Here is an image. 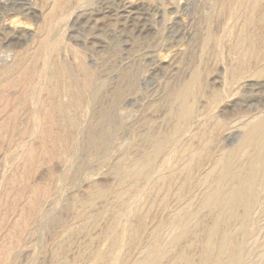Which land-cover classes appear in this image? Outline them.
Listing matches in <instances>:
<instances>
[{"label": "rangeland", "instance_id": "374dc122", "mask_svg": "<svg viewBox=\"0 0 264 264\" xmlns=\"http://www.w3.org/2000/svg\"><path fill=\"white\" fill-rule=\"evenodd\" d=\"M94 1L93 0H89V1L85 0V2H84V0H0V80H1L0 84L2 83V80L4 82L2 84L3 86L0 85V128H1L0 129V134H1L0 135V190H1L0 191V200H1L0 201V244L3 243L2 245H0V252L3 249H8L10 251V257L6 258L3 262H0V264H61V262H62V264H92V263L93 264H116L118 261L113 259V257H112L113 255L110 254L112 252L109 253V251H108V249H111V247H112V246H110L111 241H112L111 236L114 237L116 234L118 236H122L124 239V241H119L117 243V245H115L113 247L114 249H112L114 253H116V252L120 253L122 251L121 252L122 254L120 253L119 259H121V261H123V262H121L118 259L120 261V263L119 262L118 263L119 264H132V263H134V260H137V261L141 260L138 245H140L141 241L144 239L145 230L148 231L151 228L155 229V226H156V229L160 230V234L162 233L161 236H163V235L165 236L167 234L165 229L159 225L161 223L163 224V222L167 220V218H168L167 215H169L168 214L169 212L174 210L177 206L178 207L182 206L185 203V201L189 195H185L186 197L182 196V198L180 197L178 199L169 200L166 204V208L163 207L161 209L164 213L160 210H157V211H159L158 215H157V211H156L154 213L148 214L147 217L145 216V218H147V219L144 218L143 222H145V223H142V227H144V229L142 231L144 233L143 232H141V234H140V232L138 233L136 240H135V243L138 241L139 238L140 239L136 244L128 245L126 243V237H125L126 232L124 229L128 225V221H129V223L131 222V224H133V225L134 224L137 225V223H136L137 220H135L132 215L130 216V214L128 213L127 209H125V207L124 208L121 207L122 208L121 209V208H119V207L117 208L115 206L114 200L112 199L113 193H112V196H110L111 191L109 190L108 187L113 188L116 185L117 177H116V174H114V173L112 174V172H113L114 166L115 165L117 166V164L119 162L118 160H120V162H121L122 160H124L123 158L129 157L128 160H130V159L133 160L135 158L136 159L137 158H145L149 153V155L153 156V159H152L153 162H151V165H150L148 172H150V170L153 171L155 169L153 171V174H152V172L149 173V176H148V174H146V176L144 178L140 179V182L138 181L136 183L137 186L135 185L128 192L130 195L127 194L126 197L128 196V198L125 197V202L126 203L128 202L127 204H129L133 200V198H135L136 196H138V195L141 196L142 195L141 193H143V191L147 190L148 187L151 186V182L153 181V179L155 178V176L158 173H162V172L164 173L167 171L165 168L164 162H165L166 157H168L167 155L168 154L170 155V153H171L170 149H172L174 147V145L177 143L176 142L177 140L175 141L174 138H170V140H169V137L165 138L164 139L165 141L163 140V142H164L163 146L158 150L159 152L157 151V153L155 154L150 149L152 147V145L150 143H146V145L143 144L145 142L142 139L141 133H144L145 130L149 129L150 132H152L151 133L152 135L154 133V137H159V136L162 137L161 135L163 133L168 132L170 125H172V123H171L172 120L170 118H166V117H168L167 116V107L169 106V101H168L169 97H167V96H169V94L167 95V93H170V89L171 90L174 89L176 85H179L183 81H186L190 77L188 75L194 69L197 68L200 70V67H203L205 71L203 70V68H201L202 70L200 72L203 71L201 74H204L206 72L205 75L207 74V76H206L207 79L205 80L206 77L204 75L201 76V77H203L202 83H203L204 89H202L201 92H199L197 95H195L192 99L193 110H194V112H196V114L194 113V117L192 120L190 119V121L187 120V121L182 122V126L184 128L182 130V132L184 130L185 131L183 132V135L180 138L181 139L182 138H189V136L192 137V133H193V135H195V136H193V141L195 140L196 142L194 141V143L197 144L198 143V137L196 138V136H199V133H202L206 129L205 132H209L211 134V136H213L212 138H214L213 143H215V144L212 143V145H216V144L221 142V144H218V146L216 145L217 147L212 146L210 148L211 152H209V155H208L210 158L207 156V158L200 164V167H199L200 171H204L205 168H207L209 166L211 157L219 148H222V146H223V148H225V147L229 148L236 143V140H238V137H239L238 133L241 132L237 128L238 123L240 122L239 115L242 118V117H244V115L248 116L251 114H260V115L264 114V80L263 79L258 80V79L251 78L249 76L250 74L246 73V74H244L243 79L240 80V81H242V84L240 81H238V83H236V84H234L233 81L232 82L230 81V80H232L231 79L232 72L235 71V68H236L237 51H233L231 46H230V48L228 47L229 48V50H228V48H226V47L230 43L227 41H226L227 42L226 43L225 41L222 40V38H223L224 34L227 32V30L229 31V29H233V27H232L233 25H231V23H233V20L231 17V9H229V7H228V9L227 8L221 9L220 3H219L220 0H137V1L136 0H118V1L117 0H94ZM213 1H215V3H213ZM84 3H85V5H87V4L88 5L85 6V5H83ZM181 3H182V5H181ZM212 4H214L213 6H214L215 10H214V8H212L213 7ZM178 6H179V8L176 10V8ZM180 6H181V8H180ZM173 7L175 10H173ZM218 7L220 9H218ZM71 10H72V12H71ZM217 11H219V12H217ZM69 12L72 14H68ZM56 16H58V17H56ZM63 17H64V19H63ZM214 17H215V19H214ZM230 17H231V19H230ZM61 18H62V20H61ZM210 18H212L211 21H210ZM65 20L66 21L68 20V22L64 23V22H66ZM179 20H181V21H179ZM215 20L218 22H216ZM214 21H215V23H214ZM227 21H228V24H227ZM13 22L16 25L15 24L13 25ZM207 22L208 23L210 22V25H212V29H210V26H208L209 24H207ZM225 22H226V24H225ZM65 24L70 26V27H67ZM205 24H207V25H205ZM217 25H218V27H217ZM225 25H226V27H225ZM230 25H231V28H229ZM14 26H15V28H14ZM54 26L56 28H52ZM49 28H50V30H49ZM256 28L258 31L260 30L259 32H261V31L264 32V27L262 28V26H257ZM14 29H15V31H14ZM222 29H224V30H222ZM213 30L215 33H217L218 36L213 32ZM46 31H47V33H46ZM212 32L215 36H213L214 38H213V41L210 45L211 48L209 46L208 49H205L204 41H205L206 37L203 38V35L208 36V34H212ZM45 33H46V35H45ZM47 34H50L52 36L50 37V35H49L47 37ZM54 35H56V36H54ZM58 35H60V36H58ZM44 36H45V38L42 39ZM55 38H59V39L55 40ZM215 38H216V40H215ZM219 38H221V39H219ZM47 39H49V40H47ZM214 40H215V43H214ZM54 41H56V42H54ZM39 42H42V43L49 42V44L44 43V45H43L42 43H40L42 47L40 45H38V46H40L43 50H39V48H37L38 47L37 44H39ZM225 43H226V45H225ZM172 44H173V47H172ZM169 46H171V47H169ZM71 47H72V49H71ZM215 47L217 50L215 49ZM221 47L224 48V50ZM242 48H243V46H242ZM76 49H78V50H76ZM79 50L82 52L81 54H80ZM206 51H208V52H206ZM225 52H226V54H225ZM33 53H35L34 57H33V55H34ZM37 53H39V54H37ZM54 53H56V57L54 56L55 55ZM204 53L205 54L207 53V55H205ZM209 53L212 54V57H211V55H208ZM216 53L218 55H216ZM227 53H230V54H228V56L230 58L227 56ZM36 54L40 57V58L38 57V59H39L38 61H36V59H37ZM48 54H50V55H48ZM60 55H62V56L60 57ZM45 56L46 57L48 56V58H46ZM205 56H206V58H205ZM208 56H210V57H208ZM30 57L33 59H31ZM52 57L53 58L55 57L56 59L55 58L53 59ZM78 57H79V59L81 58L80 62L82 65L79 64L80 62H79ZM213 57H214V59H213ZM44 58H46V59H44ZM203 58H205V59H203ZM41 59H42V61H41ZM60 59H62L63 61L59 62ZM217 59H218L220 64L218 63ZM27 60H28V64L30 62L29 66L24 65V64H26ZM32 60L34 61V63ZM51 60H54L55 62L52 61L53 63H51ZM75 60H77L79 63H76ZM198 60H200V62ZM212 61H214V62H212ZM204 62L206 64V66H205ZM31 63L33 66L31 65ZM35 63H37L36 67H34ZM49 63H51L52 66ZM60 63L61 64L63 63L66 71H64L65 70V69H63L64 67L61 68L63 65L61 66ZM212 63H214V64H212ZM224 63H226V64H224ZM232 63L234 65H233V68L231 69ZM77 64H78V66H77ZM203 64H204V66H203ZM215 64L218 65L217 67L219 69H217ZM227 64H229V65H227ZM39 65H40V67L38 68ZM22 66H24V68H22ZM30 66H31V68H30ZM55 66L57 67L56 70L59 69L58 71L55 70ZM67 66H68V68H67ZM83 66H85V69H83L84 68ZM109 66H110V68H109ZM211 66H212V68H211ZM52 67L54 70L50 69ZM78 67H79V69H78ZM133 67H135V68H133ZM136 67L138 70H136ZM206 67L208 69H206ZM87 68L89 70H87ZM108 68H109V70H108ZM182 68H184V70ZM213 68L215 71L212 70ZM31 69H32V72L30 71ZM60 69H62V70H60ZM181 69H182V71H181ZM229 69L231 70V72ZM21 70H22V72L25 71V72H23L22 75L20 73ZM84 70H85V72H84ZM86 70H87V72H86ZM129 70L131 71V74L129 73L130 72ZM263 70H264V68H263ZM46 71H47V73H46ZM172 71L174 73H172ZM216 71L217 72L219 71L217 73V75L215 74ZM52 72H54V73L52 74ZM137 72H139V73L137 74ZM25 73H27V75ZM32 73H34V74H32ZM48 73L52 74L53 77L51 75H49ZM56 73H58V76H59V73L61 75L58 77V76H56ZM71 73H73V74L75 73L76 75L72 74L73 76H71ZM90 73H92V74H90ZM134 73H135V75H134ZM28 74H31V75H28ZM77 74H78V76H77ZM81 74L83 77L80 76ZM6 75H7V78H6ZM41 75H43V76H41ZM65 75L67 76V78H64V77H66ZM90 75H91L90 78L93 81L88 78ZM208 75H211V77ZM11 76L14 79H11L10 78ZM22 76H24L23 79H22ZM30 76H31V78L33 77V80L30 78ZM46 76L47 77L49 76V78H47ZM62 76H63V78H61ZM247 76L250 77L249 78L250 80L248 79ZM127 77H128V80L126 79ZM139 77H140V79H139ZM217 77L219 78V80L217 79ZM28 78L31 79L32 81H30V80H29L30 82L27 81ZM39 78L41 80H39ZM50 78H54L55 81H54V79H51L52 81H50L49 80ZM58 78H60V79H58ZM83 78H84V81H87L89 79L92 82L93 86L88 87V85L86 83H84V81L82 80ZM133 78H136V79H133ZM167 78H169V79H167ZM214 78H215V81L212 82V80H214ZM9 79L11 80L10 81L11 83L13 80L15 83H12L13 85L8 83ZM46 79L49 80L50 82L47 81ZM174 79H175V82H173ZM178 79H179V81H177ZM19 80H20V82H19ZM59 80H61V81H59ZM63 80L64 81L65 80L70 81L69 83L67 81H65L70 86L67 87L68 84H64L65 82ZM100 80H101V82H100ZM132 80H133V82H132ZM228 80H229V83H228ZM166 81L168 83H166ZM25 82H29V84L28 83L26 84ZM38 82H39V84H38ZM61 82H62V85H64L63 87H62V85H59V84H61ZM230 82H231V84H230ZM258 82H260V84ZM16 83H17V86L15 85ZM24 83L27 86L26 89L24 86L21 87L22 85H25ZM30 83L32 84V87H30L31 86ZM76 83L78 85H76ZM227 83H228L229 87H228ZM254 83L257 84V86ZM205 84H206V86H205ZM238 84H239V86H238ZM252 84L255 86H253ZM35 85H36V88H35ZM46 85H48L50 89L48 88V90H47L48 86H46ZM218 85H219V87H218ZM249 85H250V87H249ZM44 86H46V87H44ZM52 86H54V87L57 86L59 88V89L57 88V90H56V94H55L56 97H55V95L54 96L51 95V87ZM128 86L130 87V89H128L129 88ZM237 86L239 87V89ZM28 87H29V89H28ZM64 87H66V88H64ZM69 87H70V89H69ZM74 87L76 88L75 90H74ZM81 87H82V90H80ZM23 88L25 89V92H24ZM77 88H79V89H77ZM97 88H99V89L97 90ZM216 88H218V89H216ZM235 88H236V93L234 95ZM258 88H259V90H258ZM30 89H31V92H30ZM43 89H44V91H43ZM45 89H46L47 93L50 91L48 93V95H46L47 93H46ZM133 89H134V92H133ZM252 89H254V90H252ZM21 90L24 93H22ZM78 90H80V92ZM90 90H91V92H90ZM118 90H119V92H118ZM241 90H243L242 93L240 92ZM57 91H59V92L57 93ZM65 91H67V95H66ZM68 91H69V93H68ZM71 91H72V93H71ZM104 91H105V93H104ZM116 91H117V93H116ZM126 91H127V93H126ZM205 91H207V93ZM220 91H221V93H219ZM253 91H255V92H253ZM20 92L24 95V96H22L23 98L18 97V96L22 95ZM26 92H28V93H26ZM202 92H205V94H207V95H205L204 93L202 94ZM222 92H224L225 94ZM19 93H20V95H19ZM114 93H116V96ZM118 93H119V95H118ZM212 93H213V95H212ZM58 94H59V97H58ZM122 94H123L124 98L122 97ZM164 94L167 95L166 98H164L165 97ZM199 94L202 95L203 99L207 101L206 102V101L202 100L205 103V104L202 103L203 105H201L202 97L199 96ZM216 94H218V95L222 94V95H220L219 101L217 103L213 104L212 98ZM230 94L232 97L230 96ZM28 95H30L29 96L30 99H29ZM61 95L62 96L64 95V98ZM70 95H73L72 96L73 98L71 97V99H69ZM74 95H77V96H74ZM103 95H104V97H103ZM120 95H121V97H120ZM163 95H164V97H162ZM34 96L37 98H35ZM48 96H49V98H51V100L48 99ZM50 96H52V97H50ZM86 96H87V99L85 98ZM112 96L115 99H113ZM46 97H47V99H46ZM57 97L60 99H56ZM199 97H200V99H199ZM229 97H231V98H229ZM20 98L24 101L20 100ZM40 98H41V100L42 99L43 100L41 101ZM44 98H45V101H44ZM65 98H66V100H65ZM105 98H107V99H105ZM163 98H164V101L160 102L161 100H163ZM196 98H198V99H196ZM35 99H36L37 103L35 102ZM54 99L56 101L58 100L59 103L62 102L61 104H65V106L67 105L69 108H72V109H70V111L67 110L69 113L68 115H70V118H72V119L69 120V119L63 118L60 114L55 115L56 113H53L52 117H54V118L51 117L52 114L46 115V113H47L46 106L49 107V105L51 104V101L56 102V101H54ZM67 99H68V102H67ZM76 99L79 101H77ZM94 99H95V101H94ZM26 100H28V104H27ZM46 100H47V103H46ZM74 100L77 102H75ZM198 100H199V102H198ZM32 101H33V103H32ZM70 101L72 102V104ZM91 101H93V102L91 103ZM66 102H67V104H66ZM167 102H168V104H167ZM29 103L33 105V107L31 105L32 108L29 107L30 106ZM73 103H74V105H73ZM76 103H78V104H76ZM163 103H165V104H163ZM225 103H227V104H225ZM44 104L46 106H44ZM68 104H70V106ZM206 104L208 105L207 107H206ZM212 104L214 105L213 107H212ZM79 105H81V106H79ZM100 105H102V106H100ZM161 105H164V106H161ZM200 105H201V107H200ZM16 106H18V107H16ZM67 106H66V108H67ZM111 106H112V108H111ZM115 106L117 109L115 108ZM15 107L17 108V110L14 109ZM12 108H13V110H12ZM69 108H67V109H69ZM79 108H81V110H79ZM100 108H101V110H100ZM195 108H201V109H195ZM255 108L257 110H255ZM42 109H43V111H42ZM87 109L90 111H88ZM207 109H209L211 111H209ZM31 110H32V112H30ZM71 110L73 111V113H70V112H72ZM104 110L106 112L108 110V112H107L108 114H105ZM109 110L111 113H109ZM205 110H206V112H205ZM222 110L224 112H221ZM101 111H103L104 114ZM112 111L114 114H112ZM216 112H219V114H217ZM220 112H221V114L222 113L224 114V118L225 117L228 118V119L225 118V119H227L226 121L224 119H222L223 116L220 117V119L217 118V117L221 116ZM246 112H249V114H247ZM260 112H262V113H260ZM76 113L78 115L79 114L80 115L77 116ZM198 113H199V115H198ZM214 113H216V116L214 115ZM240 113H243V114L241 115ZM72 114H73V117H72ZM102 114L104 116V119L102 117ZM162 114L165 116L163 117ZM13 115L15 116L14 118L11 117ZM30 115L32 116V118ZM43 115H45V116H43ZM107 115H109V116L112 115L110 118L113 121L112 125H113V128L115 127V130L114 129L112 130L111 137L107 140L108 143L107 142L104 143L105 148L102 151L103 154L101 152H99L101 155V157H99L98 152L91 151L92 149H91V142H90L91 138H90V136H92V134H94V133L100 132L103 129L102 127H104V125H105L104 122L109 118V116H107ZM40 116L43 117L42 120L44 121V123L49 122L48 119H50V121L52 120V123L49 122L51 125L49 123L44 124L42 120H41L42 121L41 122ZM56 116L58 117V119H56L57 118ZM74 116H77V117H75L76 119L74 118ZM106 116L108 118H106ZM206 116L208 117V120L205 119V118H207ZM210 116L216 117L217 120H219L223 123H228V124H226L225 128H220L219 131L217 129L216 132H215V130L213 132L212 131L213 129H210V128L213 127L211 125H213L212 123H214L213 120L215 121L216 119L212 118V120H211V118H209ZM87 117H90V118H87ZM95 118H96V120H95ZM105 118H106V120H105ZM113 118H116L117 120L116 119L115 120L117 122ZM141 118H143V119H141ZM73 119L76 121L75 122L76 124L73 122ZM149 119H150V123L152 125L148 124ZM202 119H203V121L205 119V121L204 122L201 121ZM66 120H69L70 123ZM144 120H146L147 122ZM161 120H163V122ZM236 120L237 121L239 120V121L237 122ZM10 121L11 122L13 121V123H14V124L12 123V126H11ZM19 121H20V123H19ZM90 121H91V123H90ZM99 121H100V123H99ZM101 121L102 122L104 121L103 124ZM167 121H168V123L166 125H164L165 122H167ZM197 121H198V123H196V126H195V124H193V123H195ZM208 121L211 123V125ZM233 121H235V122H233ZM53 122H54V124H53ZM139 122H141V123H139ZM156 122H157V124H156ZM185 122L186 123L188 122V123L186 124ZM206 122L209 124H205ZM4 123L7 124L8 126L7 125L5 126ZM116 123H118V124H116ZM128 123H130V124H128ZM200 123L202 125H200ZM68 124L72 125L73 129L71 127L68 128L67 127ZM126 124L128 125L127 127H126ZM153 124L155 125V129L153 127L154 126ZM33 125H35V126H33ZM197 125H200L201 126L200 128L203 129V131L199 127H197ZM203 125H206L205 126L206 128L203 127ZM24 126H26V127H24ZM54 126H55V128H54ZM63 126H64L65 130L63 129ZM136 126H139L140 128H138ZM147 126H148V128H147ZM17 127H18V129H17ZM192 127L194 128V130L196 129V127H197V129L198 128L199 129L198 130L196 129V133H195V132H193ZM207 127H209V129ZM22 128H26L25 131ZM40 128L42 130H39ZM48 128H49V130H47ZM87 128H88V130H87ZM228 128H230V129L228 130ZM54 129H56V130H54ZM134 129L138 132L134 131ZM151 129H154V130L152 131ZM61 130L63 132H61ZM117 130H120V131H117ZM161 130H162V132H161ZM210 130H211V132H210ZM41 131L44 132L45 136L42 135ZM47 131H48L49 135H47L48 134ZM70 131H72V132H70ZM154 131H156V132H154ZM221 132H222V134L220 135ZM26 133H27V135H26ZM62 133H63V135H62ZM85 133H86V135H85ZM113 133L115 135H113ZM129 133H130V135H129ZM189 133H191V135H189ZM214 133L218 135L217 142H216L217 135L215 136ZM228 133H230V135ZM64 134H66V135H64ZM224 134L226 136L227 135L228 136L226 137ZM80 135L82 137H79ZM134 135H136V138H133V137H135ZM41 136H43V137H41ZM46 136H48V137H46ZM53 136H54V138H53ZM64 136L66 137L67 140L65 139ZM183 136H185V137H183ZM223 136H224L226 142L224 140H222V139H224ZM88 137H89V139H88ZM47 138L49 139V141ZM55 138L61 142V145L63 143V146L57 145V147L56 146L53 147L54 142L52 139H55ZM79 138H81V139H79ZM194 138H196L197 140ZM139 139H141L142 141L141 140L139 141ZM168 140H169V142H168ZM173 141H175V142H173ZM52 142H53V144H52ZM76 142H77V144H76ZM78 142H80L84 145L80 144L81 145L80 146V145H78L79 144ZM171 142H173L174 144H171ZM85 143H86V145H85ZM109 143H111V144H109ZM120 143H121V145H120ZM132 143L134 145H132ZM222 143H224V144H222ZM40 144L41 145L43 144L44 148H42L43 146L40 147ZM47 145L49 146V148ZM141 145H143V147ZM148 145L149 146L151 145V146L148 147ZM70 146H71V148L73 147L72 150L70 149ZM106 146H107V148H106ZM127 146H128V148H127ZM130 146H131V149H130ZM171 146H172V148H171ZM27 147L30 149L33 147L32 150L35 151V157H34V160L31 162V164L27 163L24 159L25 154L28 151V149H26ZM58 147H59V149L61 147L62 152L63 151L64 152L62 153L58 149ZM63 147H64V149H63ZM119 147H121V148H119ZM53 148H54L55 152H54ZM68 148H69V150H68ZM48 149L49 150L51 149L52 151L51 150L49 151ZM57 149L59 150V153H58ZM83 149H84V151H83ZM44 150H46V152ZM73 150L75 151V153L72 152ZM81 150H82V152H79ZM137 150H139V151H137ZM169 150H170V152H169ZM41 151H44V152L42 153ZM120 152H121V154H120ZM166 152H168V153H166ZM61 153L64 155H62ZM93 153H94V155H93ZM124 153H126V154H124ZM130 153H133V155L130 156L131 155ZM145 153H146V155H144ZM211 153H212V155H211ZM128 154H130V155L128 156ZM164 154H166L165 155L166 157L163 156ZM21 155L23 156V158H21ZM38 156H39V158H37ZM108 156H110V158ZM77 157H79V158H77ZM81 158H83V160ZM119 158H121V159H119ZM23 160L25 163L23 162ZM72 160L73 161L76 160L77 162L74 161V163H73ZM102 162H103V164H102ZM63 163H65V164H63ZM82 163L84 166L82 165ZM28 164H30V165H28ZM204 164H207V165H204ZM98 165H100V166L98 167ZM111 165L113 168L111 167ZM203 165H204V168H203ZM151 166L153 167L152 169H151ZM70 167L72 170H70L71 173L70 172L68 173ZM157 169H159L158 173L156 172ZM75 170H77V171L75 172ZM107 170H108V172H107ZM86 171H87V173H86ZM59 173H61V174H59ZM76 173H78V175ZM154 173H156V175ZM64 174H73L75 177L72 176L73 181H72V178H71V180L70 179L65 180V178L63 177ZM151 174L153 176H151ZM111 175H113V177H111ZM57 176H58V178H57ZM151 178H153V179H151ZM110 179H111V181H110ZM55 180L57 181L56 183L54 182ZM52 182H54L55 184ZM261 182H263V183H261ZM261 182L259 185L260 192L264 196V174L262 176ZM88 183H90V184L88 185ZM106 184L109 186L107 187ZM144 184H145V186H144ZM138 185H139V187H138ZM36 186H37V188H36ZM53 186L56 188L58 187V188L57 189L53 188ZM100 187H101L100 190H102V188L104 189L103 192L105 191L106 188H108V189H106V191H107V193L109 192L110 195H108L106 193V196H105V193H104L103 197L101 195L98 198V196L96 195L97 194V188L99 191ZM141 187H143V189ZM262 187H263V189H262ZM94 188L96 191L93 190ZM90 190H92V192ZM133 190H134V192H133ZM32 193H34V194H32ZM17 194H19V195H17ZM41 194L42 195L44 194L43 197ZM90 195H91V197H90ZM83 196H85L86 200L92 198L91 204H90L91 206H89L86 209H85V207H81L78 204V203H81L80 200L81 201L85 200V199H83L84 198ZM87 196H89V197H87ZM129 196H130V198H129ZM75 197H77V198H75ZM40 198H41V200H40ZM43 198H45V200H43ZM105 198H106V200H105ZM109 199L113 200V201H109ZM33 200H34V202H32ZM92 200H93V202H92ZM26 201H27V203H30V204L28 205L26 203ZM28 201H30V202H28ZM11 202H12V204H11ZM42 202H44V203H42ZM72 202L74 203V207L71 204ZM76 203H77V205H76ZM107 203H109V204H107ZM37 204H39V205H37ZM93 204H94V206H93ZM106 204H107V206H106ZM174 204H176V205H174ZM36 206L39 207V208H37L38 211L40 210L38 213L36 211L37 210ZM40 206H41V209H40ZM78 206H79V208H78ZM100 206H101V208H100ZM97 207L100 209L98 210ZM70 208H72V210ZM110 208H112V209H110ZM114 208H115V210H114ZM11 209H13V210H11ZM34 209H35L36 213L34 212ZM43 209H44V211H43ZM120 209L123 210V212L120 211ZM75 210H76V213H74ZM93 210H94V212L96 210L95 213L97 216L95 215L94 212H92ZM117 210L120 211L121 214L118 213ZM205 210L206 209L200 211L196 215V218H194L192 220L191 219L188 220V226L189 225L191 226V228L189 229V233H191V234L188 233L190 235V237L188 236L186 238V241L192 240L194 237L192 225H194V222L196 220L200 221L204 225L210 223V221H211L210 215L208 214V211H205ZM1 211H3V212L1 213ZM104 212H105V214L106 213L107 214L103 216L102 214H104ZM116 212H117V215H120V216H117V217H119L118 220H117V217L113 214V213L116 214ZM202 212L204 213L203 215H206L205 217H207V218H204L205 220L203 219L204 216L202 217V215H200V213L202 214ZM24 214H25V216H24ZM52 214L54 215V218H53ZM92 214L94 217L92 216ZM149 215H151V217H149ZM159 215H160V217H159ZM90 216L92 218L91 219L92 221L89 220ZM102 216H103V218L106 216V220H104L105 219L104 218V219H102L104 221H102L101 220ZM114 216L116 217V219L114 218ZM124 216H125V218H124ZM153 216H155V218ZM208 216H209V219H208ZM37 217H38V220L36 219ZM111 217H113V219L115 221L114 223H113V219ZM200 217L202 218V220H200L201 219ZM22 218L25 221H22L23 220ZM34 218L36 219L35 221L33 220ZM130 218H132V219H130ZM157 218H159V219H157ZM43 219H45V220H43ZM85 219H86V222H84ZM98 219H100V220H98ZM151 219H152V221H151ZM39 220H40V223H39ZM87 220H88V222H87ZM108 220H110L111 222H108ZM125 220L126 221L128 220V221L126 222ZM130 220H132V221H130ZM260 220H262V222H260ZM52 221H55V223ZM149 221H150V225H148ZM156 221H158L157 224H159V225L156 224ZM34 222H35V224H34ZM91 222H93V223H91ZM133 222H135V223H133ZM258 222L260 225L262 224V226H260L262 228V230L260 228L261 231H259L260 234L258 235L259 236L258 238L260 240L259 243L254 244V245L255 246L259 245V246L255 247L251 243L245 245L249 248L250 254L252 253V255H251V258L246 261L247 263L245 262L244 264H251V263L257 264L259 262L258 261L259 258H260L259 259L260 262L258 264H264V259L262 258V255L264 254V247H262V245L264 246V242H263L264 241V234H263L264 233V227H263L264 226L263 225L264 213H263V211L260 212V215L258 217ZM29 223L31 224V226H29L30 225ZM36 223H37V225H36ZM22 224H24V225H22ZM51 224H52V226H50ZM153 224H155V225H153ZM111 225H113V227ZM147 225H148V228H146ZM67 226H69V227H67ZM109 226H111L113 229ZM120 227L122 228V230H119V232H116V231H118V229ZM65 228L68 230L66 231ZM110 228H111V231L109 232ZM17 229H19V230H17ZM44 229H45V231H44ZM103 230L104 231L106 230V231L104 232ZM29 231L30 232L33 231L34 233L32 232V234H29L30 233ZM19 232H20V234H19ZM107 232L109 233L108 235L105 234ZM115 232H116V234H115ZM25 233H27V236ZM101 233H102V235H101ZM77 234H78V236H76ZM112 234H114V235H112ZM261 234H263V236ZM9 235H11V236H9ZM15 235H16V237H15ZM95 235L97 237H95ZM261 236H262V238H261ZM3 237H4V239H3ZM10 237H11L12 241H10ZM73 238H74V240H73ZM102 238H104V239L101 241ZM71 239L73 240V243H72ZM17 241L19 244L17 243ZM29 241H31V242H29ZM61 242H63V243H61ZM109 242H110V245L108 244ZM4 243L8 244V247L6 245H4ZM9 243H10V246H9ZM61 244H63V245L61 246ZM92 244H93V246H92ZM182 245H180V246H182ZM198 245H199V243H197V245L195 243V244H193L194 247L191 246V249L189 248V250H188L190 257L192 254L197 256V257L195 256L196 258L193 256L191 257V263L190 264H197L196 260H197L198 255H199L198 252H200V249H199L200 247ZM260 245H261V247H260ZM87 246H88V248H87ZM106 246H108V247L106 248ZM122 246H123V249H122ZM251 246H253V247H251ZM119 248L122 250H120ZM91 249H92V251H91ZM96 249H97V251H95ZM126 249L128 250V252L126 251ZM112 250H110V251H112ZM103 251L108 252L110 255L106 254L107 256H105V258L103 260H100L101 261L100 262L97 259V255H98V253L103 252ZM261 251H263V252H261ZM125 252L128 253L129 257H128L127 253H125ZM83 253L84 254L86 253V254L84 255ZM93 253H96V254H93ZM123 253H125L126 255H124ZM256 253H260V256ZM80 256H81V258H80ZM257 256H258V258H257ZM133 257H134V259H133ZM61 258H62V260H61ZM125 258H126V260H125ZM136 258H138L139 260ZM108 259L111 261V263ZM253 259H255V260H253ZM106 260H108V261H106ZM193 260H194V262H193ZM223 263H225V262L223 261L220 264H223Z\"/></svg>", "mask_w": 264, "mask_h": 264}, {"label": "bare ground", "instance_id": "6f19581e", "mask_svg": "<svg viewBox=\"0 0 264 264\" xmlns=\"http://www.w3.org/2000/svg\"><path fill=\"white\" fill-rule=\"evenodd\" d=\"M87 1H89V0H87ZM94 1V0H93ZM118 1V0H117ZM137 1V0H136ZM84 2H85V0H84ZM92 2V1H91ZM95 2V1H94ZM218 2V1H217ZM213 3H215V1H213ZM219 3H220V7H221V9L222 8H227L228 9V7H229V9H231V17H232V20H233V23H231V25H233L232 27H233V29H229V28H231V25H230V27L228 28L229 29V31L227 30V32L224 34V36H223V38H222V40L223 41H227V42H229L230 44H228V46L226 47V48H230V46H231V48H232V50L233 51H237V57H236V60H237V62H236V68H235V71H233L232 72V75H231V79L232 80H230L231 82L233 81L234 82V84H236V83H238V81H240L241 79H243V76H244V74H246V73H249L250 75V77L251 78H254V79H258V80H264V70H263V68H264V32H259L258 30H257V26H262V28L264 27V0H220L219 1ZM141 4V3H140ZM83 5H85V3L83 4ZM88 5V4H87ZM87 5H85V6H87ZM132 5V4H131ZM178 5V4H177ZM181 5H182V3H181ZM214 4H212V6H213ZM54 6V5H53ZM172 6V5H171ZM219 6V5H218ZM121 7V6H120ZM179 8V6L176 8V10ZM180 8H181V6H180ZM194 8V7H193ZM212 8H214V6L212 7ZM172 9V8H171ZM218 9H220L219 7H218ZM173 10H175L174 9V7H173ZM214 10H215V8H214ZM171 11V10H170ZM229 11V10H228ZM60 12V11H59ZM65 12V11H64ZM71 12H72V10H71ZM217 12H219V11H217ZM223 12V11H222ZM221 12V13H222ZM228 13V12H227ZM226 13V14H227ZM67 14V13H66ZM68 14H72V13H68ZM176 14V13H175ZM211 14V13H210ZM126 15V14H125ZM183 15V14H182ZM192 15V14H191ZM55 16V15H54ZM65 16V15H64ZM213 16V15H212ZM227 16V15H226ZM56 17H58V16H56ZM60 17V16H59ZM73 17V16H72ZM195 17V16H194ZM228 17V16H227ZM231 17H230V19H231ZM67 18V17H66ZM65 18V19H66ZM184 18V17H183ZM188 18V17H187ZM208 18V17H207ZM226 18V17H225ZM14 19V18H13ZM59 19V18H58ZM57 19V20H58ZM63 19H64V17H63ZM211 19L212 18H210V21H211ZM214 19H215V17H214ZM12 20V19H11ZM61 20H62V18H61ZM66 21V20H65ZM71 21V20H70ZM179 21H181V20H179ZM209 21V20H208ZM216 21V20H215ZM215 21H214V23H215ZM220 21V20H219ZM68 22V20L66 21V22H64V23H67ZM216 22H218V21H216ZM230 22V21H229ZM232 22V21H231ZM63 23V22H62ZM72 23V22H71ZM177 23V22H176ZM221 23V22H220ZM15 23L13 22V25H14ZM53 24V23H52ZM51 24V25H52ZM207 24H209L208 26H210V29H212V25H210V22L208 23L207 22ZM207 24H205V25H207ZM225 24H226V22H225ZM227 24H228V21H227ZM8 25V24H7ZM16 25V24H15ZM66 25V24H65ZM70 25V24H69ZM176 25V24H175ZM222 25V24H221ZM58 26V25H57ZM67 27H70V26H68V25H66ZM6 27V26H5ZM37 27V26H36ZM217 27H218V25H217ZM225 27H226V25H225ZM14 28H15V26H14ZM52 28H56L55 26L54 27H52ZM64 28V27H63ZM216 28V27H215ZM221 28V27H220ZM8 29V28H7ZM209 29V28H208ZM214 29V28H213ZM47 30V29H46ZM49 30H50V28H49ZM206 30V29H205ZM216 30V29H215ZM221 30V29H220ZM222 30H224V29H222ZM14 31H15V29H14ZM211 31V30H210ZM53 32V31H52ZM206 32V31H205ZM209 32V31H208ZM213 32H214V30H213ZM213 32H212V34H213ZM46 33H47V31H46ZM46 33H45V35H46ZM49 33V32H48ZM56 33V32H55ZM65 33V32H64ZM63 33V34H64ZM210 33V32H209ZM215 33V32H214ZM221 33V32H220ZM58 34V33H57ZM212 34H208V36L206 35V36H204L203 35V38L204 37H206L205 38V41H204V47H205V49H208L209 48V46L211 45V43H212V41H213V36H215L214 34L212 35ZM216 35H217V33H215ZM50 34H47V37L49 36ZM52 35H50V37H51ZM54 36H56V35H54ZM53 36V37H54ZM58 36H60V35H58ZM218 36V35H217ZM64 37V36H63ZM45 38V36L42 38V39H44ZM54 39V38H53ZM52 39V40H53ZM58 40L59 38H55V40ZM219 39H221V38H219ZM47 40H49V39H47ZM46 40V41H47ZM215 40H216V38H215ZM215 40H214V43H215ZM43 41V40H42ZM51 41V40H50ZM54 42H56V41H54ZM226 42V43H227ZM40 43H42V42H39V44H37V46L38 45H40L41 46V44ZM45 44H49V42H44ZM44 43H42L43 45H44ZM226 43H225V45H226ZM54 44V43H53ZM61 44V43H60ZM169 44V43H168ZM68 45V44H67ZM213 45V44H212ZM217 45V44H216ZM215 45V46H216ZM36 46V47H37ZM40 46H38L37 48H39V50H43ZM242 46H243V48H242ZM35 47V48H36ZM73 47V46H72ZM72 47H71V49H72ZM169 47H171V46H169ZM172 47H173V44H172ZM214 47V46H213ZM212 47V48H213ZM223 47V46H222ZM221 47V48H222ZM46 48V47H45ZM68 48V47H67ZM70 48V47H69ZM75 48V47H74ZM167 48V47H166ZM210 48H211V46H210ZM229 48H228V50H229ZM61 49V48H60ZM70 49V50H71ZM170 49V48H169ZM215 49H216V47H215ZM223 50H224V48H222ZM76 50H78V49H76ZM217 50V49H216ZM227 50V51H228ZM37 51V50H36ZM61 51V50H60ZM80 51V50H79ZM176 51V50H175ZM180 51V50H179ZM222 51V50H221ZM39 52V51H38ZM41 52V51H40ZM72 52V51H71ZM117 52V51H116ZM172 52V51H171ZM170 52V53H171ZM206 52H208V51H206ZM217 52V51H216ZM52 53V52H51ZM69 53V52H68ZM82 52L80 51V54H81ZM176 53V52H175ZM218 53V52H217ZM216 53V55H218ZM236 53V52H235ZM34 54V55H33ZM32 55H33V57L35 56V53H33ZM37 54H39V53H37ZM36 54V55H37ZM55 55V57H56V53H54ZM71 54V53H70ZM116 54V53H115ZM182 54V53H181ZM205 54V53H204ZM225 54H226V52H225ZM228 54H230V53H227V56H228ZM47 55V54H46ZM48 55H50V54H48ZM53 55V54H52ZM79 55V54H78ZM77 55V56H78ZM137 55V54H136ZM205 55H207V53L205 54ZM208 55H211V57H212V54H208ZM222 55V54H221ZM41 56V55H40ZM62 55H60V57H61ZM37 57V59H36V61H38L39 59H38V55L36 56ZM46 57V56H45ZM54 57V58H55ZM76 57V56H75ZM208 57H210V56H208ZM229 57V56H228ZM234 57V56H233ZM31 58V57H30ZM29 58V59H30ZM40 58V57H39ZM42 58V57H41ZM46 58H48V56L46 57ZM46 58H44V59H46ZM53 58V57H52ZM53 58V59H54ZM122 58V57H121ZM205 58H206V56H205ZM205 58H203V59H205ZM222 58V57H221ZM227 58V57H226ZM225 58V59H226ZM230 58V57H229ZM31 59H33V58H31ZM56 59V58H55ZM76 59V58H75ZM78 59H79V57H78ZM202 59V58H201ZM210 59V58H209ZM213 59H214V57H213ZM80 60H81V58L79 59V62H80ZM124 60V59H123ZM30 61V60H29ZM33 61V60H32ZM41 61H42V59H41ZM40 61V62H41ZM48 61V60H47ZM52 61H54V60H51V63H53ZM61 61H63L62 59H60V61L59 62H61ZM76 61V63H79L77 60H75ZM74 61V62H75ZM182 61V60H181ZM199 62H200V60H198ZM204 61V60H203ZM206 61V60H205ZM210 61V60H209ZM215 61V60H214ZM214 61H212V62H214ZM217 61H218V59H217ZM216 61V62H217ZM226 61V60H225ZM55 62V61H54ZM65 62V61H64ZM63 62V63H64ZM139 62V61H138ZM176 62V61H175ZM24 63V62H23ZM33 63H34V61H33ZM51 63H49V64H51ZM63 63L61 64V66L63 65ZM180 63V62H179ZM218 63H219V61H218ZM217 63V64H218ZM229 63V62H228ZM234 63V62H233ZM232 63V67H231V69L233 68V64ZM29 64H30V62H29ZM29 64H28V60H27V62H26V64H24V65H28L29 66ZM36 64L37 63H35V65H34V67H36ZM80 65H82L81 64V62L79 63ZM204 64H205V62H204ZM204 64H203V66H204ZM212 64H214V63H212ZM220 64V63H219ZM222 64V63H221ZM224 64H226V63H224ZM31 65H32V63H31ZM84 65V64H83ZM95 65V64H94ZM185 65V64H184ZM201 65V64H200ZM227 65H229V64H227ZM226 65V66H227ZM33 66V65H32ZM42 66V65H41ZM51 66H52V64H51ZM54 66V65H53ZM77 66H78V64H77ZM87 66V65H86ZM205 66H206V64H205ZM208 66V65H207ZM215 66L217 67L218 65H216L215 64ZM224 66V65H223ZM40 67V65L38 66V68ZM64 67V65L61 67V68H63ZM80 67V66H79ZM79 67H78V69H79ZM84 67V68H83ZM82 68L83 69H85V66H83ZM92 67V66H91ZM210 67V66H209ZM22 68H24V66H22ZM26 68V67H25ZM30 68H31V66H30ZM47 68V67H46ZM56 66H55V70H56ZM67 68H68V66H67ZM109 68H110V66H109ZM109 68H108V70H109ZM133 68H135V67H133ZM201 68H203V67H200V70L199 69H194L188 76H190L186 81H183L182 83H180L179 85H174L175 86V88L174 89H170V93H167V95L169 94V96H167V95H165V97H164V95L162 96V97H164V98H166V96L167 97H169L168 98V101H169V108L167 107V116L168 117H166V118H170L171 120H172V125H170V128H169V130H168V132L167 133H163L161 136L162 137H154V133H153V135L151 134L152 132H150V130L149 129H147V130H145V132L144 133H141L142 134V139H143V141L145 142V143H143V144H145L146 145V143H150L151 145H152V147L150 148L152 151H153V153H157V151L163 146V144H164V142H163V140L165 139V138H167V137H169V140H170V138H174L175 139V141L177 142L175 145H174V147L172 148V146H171V148L172 149H170L171 150V153H170V155L168 154L167 156L168 157H166L165 155L166 154H164L163 156L164 157H166V159H165V168H166V172H162V173H158V171H159V169H157V175H156V173H154L155 175V178L153 179V178H151V179H153V181L151 182V186L150 187H148V189L147 190H145V191H143V193H141L140 195L141 196H136L135 198H133V200L129 203V204H127L126 202H125V197H126V195L127 194H129L128 192L136 185V183L139 181L140 182V179H142V178H144L145 176H146V174H148V176H149V173H151L152 172V174H153V171L155 170H153V171H151L150 170V172H148V170H149V168H150V165H151V162H153L152 161V159H153V156L152 155H149V153H148V155L145 157V158H135V159H130V160H128L129 159V155L130 156H132L133 155V153H130V154H128V158H123L124 160H122L121 162H120V160H118L117 162H118V164H117V166L115 167L114 166V169H113V172H112V174L114 173V174H116V177H117V183H116V185L112 188H110V187H108L109 185H107V187L109 188V190L111 191V195H110V193L108 192L107 193V191H106V189H108V188H106L105 189V191L103 192V188H102V190H100L101 189V187L99 188V191H98V188H97V196H98V198H99V196H101L102 195V197H103V195H104V193H105V196H106V193L108 194V195H110V196H112V193H113V200H114V203H115V206L118 208H121V207H125V209H127V211H128V213L130 214V216L132 215L133 216V218L135 219V220H137V225H133V224H131V222L129 223V221H128V225L125 227V232H126V243L128 244V245H134V244H136L138 241H139V239H138V241L135 243V240H136V237H137V235H138V233L140 232V234H141V232H143L142 230L144 229V227H142V223H145V222H143V219L145 218V216L147 217V215L148 214H151V213H154V212H156L157 210H160V211H162L161 209L163 208V207H165L166 208V204H167V202L169 201V200H171V199H178V198H182V196H185V195H189L188 196V198L186 199V201H185V203L182 205V206H177L174 210H170L171 212H167L169 215H167V220L166 221H164L163 222V224L161 223L160 225L159 224H157V222L158 221H156V224L157 225H159V226H162V228H164L165 229V231L167 232V234L164 236H161L162 235V233L160 234V230H158V229H156V226H155V229H150V230H148V231H146L145 230V236H144V239L141 241V244L140 245H138V248H139V253H140V259L141 260H139L138 258H136V259H138L139 261H137V260H134V263H132V264H190L191 263V257L193 256V257H195L196 255H191V257H190V255H189V253H188V250H189V248L191 249V246H193V244H195L196 243V245H197V243H199V249H200V252H198L199 253V255H198V258H197V264H220L221 262H225V263H223V264H244L247 260H249L250 258H251V255H252V253L250 254V250H249V248L247 247V246H245L246 244H249V243H251V244H258L259 243V231H261L262 230V228L260 227V226H262V224L260 225L259 224V222H258V217H259V215H260V212H262L263 211V213H264V196L261 194V192H260V187H259V185H260V182L262 181V176H263V174H264V114H251V115H248V116H246V115H244V117H240V115H239V118H240V122L238 123V130L239 131H241L240 133H238V135H239V137H238V140H236V143L233 145V146H231V147H229V148H226L225 146V148H223V146H222V148H219L214 154H213V156L211 157V160H210V163H209V166L207 167V168H205V170L204 171H200L199 170V167H200V164L207 158V156L209 155V152H211L210 150V148L212 147V146H214V147H217L218 146V144H221V142L220 143H218V144H216V145H212V143H213V140H214V138H212L213 136H211V134L209 133V132H205L206 131V129L203 131V129H201L200 127V125H202L201 123H200V125H197V127H199L202 131V133H199V136H196V138L198 137V143L197 144H195L194 143V141H193V136H195V135H193V133H192V137H190L189 135H191V133H189V138H180V137H182V135H183V132L185 131H183L182 132V130L184 129L183 128V126H182V122L183 121H187V120H189L190 121V119L192 120L193 119V117H194V113L196 114V112H194V110H193V105H192V99H193V97L195 96V95H197L199 92H201V90L202 89H204L203 88V83H202V78L203 77H201V76H207V74L205 75V73L204 74H201L202 72H200L202 69ZM211 68H212V66H211ZM215 68V67H214ZM214 68L212 69L213 71H215L214 70ZM50 69H53V67L52 68H50ZM63 69H65V67L63 68ZM76 69V68H75ZM77 69V70H78ZM94 69V68H93ZM106 69V68H105ZM131 69V68H130ZM183 70H184V68H182ZM182 69H181V71H182ZM206 69H208L207 67H206ZM216 69V68H215ZM217 69H219L218 67H217ZM223 69V68H222ZM28 70V69H27ZM38 70V69H37ZM44 70V69H43ZM54 70V69H53ZM59 70V69H58ZM58 70H56V71H58ZM60 70H62V69H60ZM81 70V69H80ZM87 70H89L88 68H87ZM87 70H86V72H87ZM136 70H138L137 69V67H136ZM203 70H204V68H203ZM230 70V69H229ZM31 72H32V69L30 70ZM29 71V72H30ZM39 71V70H38ZM48 71V70H47ZM47 71H46V73H47ZM52 71V70H51ZM64 71H66V69L64 70ZM72 71V70H71ZM82 71V70H81ZM94 71V70H93ZM127 71V70H126ZM130 71V70H129ZM205 71V70H204ZM207 71V70H206ZM212 71V72H213ZM220 71V70H219ZM218 71V72H219ZM23 72H25V71H23ZM23 72H22V70H21V75L23 74ZM30 72V73H31ZM74 72V71H73ZM84 72H85V70H84ZM185 72V71H184ZM188 72V71H187ZM209 72V71H208ZM217 71H216V75H217V73H218ZM221 72V71H220ZM224 72V71H223ZM226 72V71H225ZM230 72H231V70H230ZM54 72H52V74H53ZM70 73V72H69ZM89 73V72H88ZM87 73V74H88ZM130 74H131V71L129 72ZM136 73V72H135ZM135 73H134V75H135ZM139 72H137V74H138ZM172 73H174L173 71H172ZM186 73V72H185ZM222 73V72H221ZM26 75H27V73H25ZM32 74H34V73H32ZM49 74V73H48ZM52 74H49V75H51L52 76ZM73 73H71V76H73L72 75ZM83 74V73H82ZM82 74L80 75V76H82ZM86 74V73H85ZM90 74H92V73H90ZM227 74V73H226ZM229 74V73H228ZM28 75H31V74H28ZM61 74L59 73V76H60ZM67 75V74H66ZM65 75V76H66ZM76 75V74H75ZM89 75V74H88ZM87 75V76H88ZM174 75V74H173ZM180 75V74H179ZM178 75V76H179ZM223 75V74H222ZM9 76V75H8ZM41 76H43V75H41ZM50 76V77H51ZM56 76H58V73H56ZM58 76V77H59ZM77 76H78V74H77ZM122 76V75H121ZM130 76V75H129ZM128 76V77H129ZM137 76V75H136ZM177 76V75H176ZM208 76H210L211 77V75H208ZM249 76H247L248 77V79L250 78ZM23 77L24 76H22V79H23ZM27 77V76H26ZM29 77V76H28ZM47 77V76H46ZM53 77V76H52ZM83 77V76H82ZM81 77V78H82ZM91 77V75L88 77L89 79H91L90 78ZM126 77V76H125ZM128 77L126 78L127 80H128ZM182 77V76H181ZM2 78V77H1ZM6 78H7V75H6ZM11 79H14L12 76L10 77ZM30 78H31V76H30ZM47 78H49V76L47 77ZM57 78V77H56ZM61 78H63V76L61 77ZM64 78H67V76L66 77H64ZM69 78V77H68ZM72 78V77H71ZM79 78V77H78ZM124 78V77H123ZM176 78V77H175ZM183 78V77H182ZM225 78V77H224ZM25 79V78H24ZM32 80H33V77L31 78ZM31 79H29L28 78V80L27 81H32ZM37 79V78H36ZM44 79V78H43ZM51 79H54V78H50L49 80L50 81H52ZM58 79H60V78H58ZM74 79V78H73ZM72 79V80H73ZM87 80V81H84V78L82 79L83 81H84V83H86L87 85H88V87L89 86H93L92 85V82L90 81V80ZM133 79H136V78H133ZM139 79H140V77H139ZM167 79H169V78H167ZM171 79V78H170ZM207 79V77L205 78V80ZM213 79V78H212ZM217 79L219 80V78L217 77ZM229 79V78H228ZM39 80H41L40 78H39ZM47 80V79H46ZM49 80H47V81H49ZM69 80V79H68ZM68 80H65V81H67L68 83L70 82V81H68ZM92 80V79H91ZM204 80V81H205ZM250 80V79H249ZM5 81V80H4ZM9 81V82H8ZM7 82L8 83H10V84H12V83H15L14 82V80L12 81V83L10 82L11 80L9 79ZM24 81V80H23ZM29 81V82H30ZM49 81V82H50ZM54 81H55V79H54ZM59 81H61V80H59ZM64 81V80H63ZM64 81V82H65ZM93 81V80H92ZM170 81V80H169ZM177 81H179V79L177 80ZM215 81V78H214V80H212V82H214ZM226 81V80H225ZM0 82H1V80H0ZM19 82H20V80H19ZM29 82H25L26 84L28 83L29 84ZM35 82V81H34ZM40 82V81H39ZM39 82H38V84H39ZM57 82V81H56ZM100 82H101V80H100ZM125 82V81H124ZM132 82H133V80H132ZM171 82V81H170ZM173 82H175V79H174V81ZM224 82V81H223ZM222 82V83H223ZM231 82H230V84H231ZM241 82V84H242V81H240ZM250 82V81H249ZM248 82V83H249ZM4 82H3V80H2V83L0 84L1 86H3L2 84H3ZM24 83V84H25ZM32 83V82H31ZM30 83V87H32V84ZM58 83V82H57ZM68 83H64V84H68ZM116 83V82H115ZM127 83V82H126ZM125 83V84H126ZM130 83V82H129ZM138 83V82H137ZM136 83V84H137ZM166 83H168L167 81H166ZM179 83V82H178ZM228 83H229V80H228ZM228 83H227V85H228ZM247 83V84H248ZM253 83V82H252ZM259 84H260V82H258ZM7 84V83H6ZM26 84L25 85H22L21 87H25V89L27 88V86H26ZM49 84V83H48ZM56 84V83H55ZM54 84V85H55ZM240 84V85H241ZM250 84V83H249ZM255 84V83H254ZM13 85V84H12ZM16 86H17V83L15 84ZM44 85V84H43ZM52 85V84H51ZM59 85H62V82H61V84H59ZM76 85H78L77 83H76ZM105 85V84H104ZM108 85V84H107ZM129 85V84H128ZM132 85V84H131ZM165 85V84H164ZM225 85V84H224ZM223 85V86H224ZM253 85V84H252ZM251 85V86H252ZM256 86H257V84H255ZM255 85H253V86H255ZM11 86V85H10ZM29 86V85H28ZM46 86H48V85H46ZM46 86H44V87H46ZM64 85H62V87H63ZM66 86V85H65ZM68 86H70L69 84L67 85V87ZM75 86V85H74ZM134 86V85H133ZM136 86V85H135ZM139 86V85H138ZM166 86V85H165ZM205 86H206V84H205ZM234 86V85H233ZM238 86H239V84H238ZM237 86V87H238ZM61 87V86H60ZM76 87V86H75ZM74 87V90L76 89ZM79 87V86H78ZM97 87V86H96ZM95 87V88H96ZM117 87V86H116ZM120 87V86H119ZM118 87V88H119ZM123 87V86H122ZM129 87V86H128ZM137 87V86H136ZM173 87V86H172ZM215 87V86H214ZM218 87H219V85H218ZM225 87V86H224ZM228 87H229V85H228ZM241 87V86H240ZM246 87V86H245ZM249 87H250V85H249ZM35 88H36V85H35ZM48 88H49V86L47 87V90H48ZM57 86L56 87H54V86H52L51 87V95L52 96H54L55 94H56V90H57ZM64 88H66V87H64ZM63 88V89H64ZM135 88V87H134ZM25 89L23 88V90H24V92H25ZM28 89H29V87H28ZM40 89V88H39ZM50 89V88H49ZM59 89V88H58ZM69 89H70V87H69ZM77 89H79V88H77ZM86 89V88H85ZM90 89V88H89ZM88 89V90H89ZM92 89V88H91ZM99 88H97V90H98ZM121 89V88H120ZM128 89H130V87L128 88ZM169 89V88H168ZM213 89V88H212ZM216 89H218V88H216ZM225 89V88H224ZM238 89H239V87H238ZM33 90V89H32ZM73 90V89H72ZM80 90H82V87H81V89ZM80 90H78L79 92H80ZM87 90V89H86ZM93 90V89H92ZM96 90V91H97ZM106 90V89H105ZM124 90V89H123ZM214 90V89H213ZM229 90V89H228ZM252 90H254V89H252ZM258 90H259V88H258ZM20 91V90H19ZM28 91V90H27ZM34 91V90H33ZM43 91H44V89H43ZM42 91V92H43ZM45 91H46V89H45ZM122 91V90H121ZM222 91V90H221ZM221 91L219 92V93H221ZM239 91V90H238ZM237 91V92H238ZM242 91L243 90H241L240 92L242 93ZM250 91V90H249ZM21 92H22V90H21ZM20 92V93H21ZM24 92H22V93H24ZM30 92H31V89H30ZM29 92V93H30ZM38 92V91H37ZM50 92V91H49ZM48 92V93H49ZM59 91H57V93H58ZM77 92V91H76ZM78 92V93H79ZM90 92H91V90H90ZM101 92V91H100ZM115 92V91H114ZM118 92H119V90H118ZM133 92H134V89H133ZM167 92V91H166ZM206 93H207V91H205ZM205 92H202V94L204 93L205 94ZM210 92V91H209ZM226 92V91H225ZM245 92V91H244ZM253 92H255V91H253ZM258 92V91H257ZM20 93H19V95H20ZM21 93V94H22ZM26 93H28V92H26ZM44 93V92H43ZM42 93V94H43ZM46 93H47V91H46ZM45 93V94H46ZM48 93L46 94V95H48ZM62 93V92H61ZM65 93H66V95H67V91H65ZM68 93H69V91H68ZM71 93H72V91H71ZM70 93V94H71ZM82 93V92H81ZM88 93V92H87ZM93 93V92H92ZM104 93H105V91H104ZM111 93V92H110ZM116 93H117V91H116ZM116 93H114L115 94V96H116ZM126 93H127V91H126ZM165 93V92H164ZM222 93H224V92H222ZM228 93V92H227ZM235 93H236V88H235V90H234V95H235ZM34 94V93H33ZM44 94V95H45ZM125 94V93H124ZM201 94V93H200ZM199 94V96H201L202 97V95H200ZM225 94V93H224ZM232 94V93H231ZM231 94H230V96H231ZM254 94V93H253ZM43 95V96H44ZM50 95V94H49ZM118 95H119V93H118ZM205 95H207V94H205ZM204 95V96H205ZM212 95H213V93H212ZM211 95V96H212ZM220 95H222V94H220ZM220 95H218V94H216L213 98H212V102H213V104L214 103H217L218 101H219V99H220ZM237 95V94H236ZM245 95V94H244ZM22 96H24L23 94L22 95H20V96H18V97H22ZM30 95H28V97H29ZM37 96V95H36ZM52 96H50V97H52ZM62 96V95H61ZM73 95H70L69 97V99H71V97H72ZM74 96H77V95H74ZM96 96V95H95ZM102 96V95H101ZM100 96V97H101ZM108 96V95H107ZM130 96V95H129ZM35 97V96H34ZM45 97V96H44ZM55 97H56V95H55ZM58 97H59V94H58ZM56 98V99H60V98ZM63 98H64V95L62 96ZM80 97V96H79ZM103 97H104V95H103ZM119 97V96H118ZM120 97H121V95H120ZM122 97H123V94H122ZM206 97V96H205ZM223 97V96H222ZM232 97V96H231ZM231 97H229V98H231ZM23 98V97H22ZM35 98H37V97H35ZM54 98V97H53ZM73 98V97H72ZM86 99H87V96L85 97ZM99 98V97H98ZM112 98H113V96H112ZM124 98V97H123ZM164 98H163V100H161L160 102H162V101H164ZM228 98V99H229ZM29 99H30V97H29ZM28 99V100H29ZM46 99H47V97H46ZM48 99L49 100H51V98H49V96H48ZM82 99V98H81ZM80 99V100H81ZM92 99V98H91ZM100 99V98H99ZM103 99V98H102ZM105 99H107V98H105ZM113 99H115V98H113ZM119 99V98H118ZM196 99H198V98H196ZM199 99H200V97H199ZM20 100H22L21 98H20ZM19 100V101H20ZM28 100H26L27 101V104H28ZM40 100H41V98H40ZM43 100V99H42ZM41 100V101H42ZM48 100V101H49ZM65 100H66V98H65ZM73 100V99H72ZM77 100V99H76ZM85 100V99H84ZM104 100V99H103ZM111 100V99H110ZM117 100V99H116ZM120 100V99H119ZM158 100V99H157ZM202 100H204L203 99V97H202V99H201V101ZM22 101H24V100H22ZM38 101V100H37ZM44 101H45V98H44ZM54 101H56L55 99H54ZM75 101V100H74ZM77 101H79V100H77ZM77 101H75V102H77ZM86 101V100H85ZM89 101V100H88ZM94 101H95V99H94ZM204 101H206V100H204ZM226 101V100H225ZM35 102H36V99H35ZM34 102V103H35ZM67 102H68V99H67ZM67 102H66V104H67ZM71 102V101H70ZM93 101H91V103H92ZM111 102V101H110ZM113 102V101H112ZM159 102V103H160ZM195 102V101H194ZM198 102H199V100H198ZM197 102V103H198ZM207 102V101H206ZM23 103V102H22ZM26 103V102H25ZM32 103H33V101H32ZM37 103V102H36ZM46 103H47V100H46ZM45 103V104H46ZM62 102H60L59 103V101L57 100L56 102H52L51 101V104L49 105V107L48 106H46L45 104H44V106H46V109H47V113H46V115H51V117L53 116V113H56L55 115H58V114H60L63 118H66V119H72V118H70V115H68L69 113H68V111H70V109H72V108H69L67 105V108H69V109H67L66 108V106H65V104H61ZM81 103V102H80ZM79 103V104H80ZM87 103V102H86ZM85 103V104H86ZM101 103V102H100ZM105 103V102H104ZM202 103H204L203 101L201 102V105H203ZM40 104V103H39ZM43 104V103H42ZM71 104H72V102H71ZM76 104H78V103H76ZM82 104V103H81ZM106 104V103H105ZM109 104V103H108ZM117 104V103H116ZM149 104V103H148ZM153 104V103H152ZM157 104V103H156ZM161 104V103H160ZM163 104H165V103H163ZM167 104H168V102H167ZM196 104V103H195ZM205 104V103H204ZM212 104V107L214 106ZM225 104H227V103H225ZM7 105V104H6ZM29 107H31V105L32 104H30L29 103ZM41 105V104H40ZM69 106H70V104H68ZM73 105H74V103H73ZM118 105V104H117ZM146 105V104H145ZM197 105V104H196ZM201 105H200V107H201ZM211 105V104H210ZM39 106V105H38ZM77 106V105H76ZM75 106V107H76ZM79 106H81V105H79ZM100 106H102V105H100ZM161 106H164V105H161ZM166 106V105H165ZM208 105L206 104V107H207ZM5 107V106H4ZM14 107V106H13ZM16 107H18V106H16ZM14 108V109H16L17 110V108ZM32 107H33V105H32ZM31 107V108H32ZM36 107V106H35ZM78 107V106H77ZM83 107V106H82ZM81 107V108H82ZM86 107V106H85ZM108 107V106H107ZM106 107V108H107ZM153 107V106H152ZM151 107V108H152ZM30 108V109H31ZM42 108V107H41ZM81 108H79V110H81ZM104 108V107H103ZM111 108H112V106H111ZM115 108H116V106H115ZM165 108V107H164ZM205 108V107H204ZM29 109V110H30ZM34 109V108H33ZM77 109V108H76ZM109 109V108H108ZM114 109V108H113ZM117 109V108H116ZM195 109H201V108H195ZM210 109V108H209ZM209 109H207V110H209ZM12 110H13V108H12ZM19 110V109H18ZM40 110V109H39ZM38 110V111H39ZM68 110V111H67ZM88 110V109H87ZM100 110H101V108H100ZM106 110V109H105ZM104 110V111H105ZM115 110V109H114ZM153 110V109H152ZM166 110V109H165ZM255 110H257L256 108H255ZM28 111V110H27ZM26 111V112H27ZM34 111V110H33ZM37 111V110H36ZM42 111H43V109H42ZM72 111V110H71ZM88 111H90V110H88ZM143 111V110H142ZM147 111V110H146ZM155 111V110H154ZM201 111V110H200ZM209 111H211V110H209ZM248 111V110H247ZM263 111V110H262ZM30 112H32V110L30 111ZM45 112V111H44ZM78 112V111H77ZM82 112V111H81ZM80 112V113H81ZM100 112V111H99ZM102 113H103V111H101ZM107 112H108V110H107ZM106 111H105V114H108ZM141 112V111H140ZM160 112V111H159ZM158 112V113H159ZM199 112V111H198ZM205 112H206V110H205ZM204 112V113H205ZM208 112V111H207ZM221 112H224L223 110L221 111ZM221 112H220V115L221 116H219V117H217V118H219L220 119V117H222L223 116V118L222 119H224L225 121L228 119L227 117H225V118H227V119H225L224 118V114L222 113L221 114ZM238 112V111H237ZM241 112V111H240ZM18 113V112H17ZM36 113V112H35ZM70 113H73V111L72 112H70ZM89 113V112H88ZM109 113H111L110 112V110H109ZM116 113V112H115ZM210 113V112H209ZM217 114H219V112H216ZM216 113H214V115L216 116ZM247 114H249V112H246ZM259 113V112H258ZM260 113H262V112H260ZM16 114V113H15ZM44 114V113H43ZM104 114V113H103ZM103 114H102V117H103V119H104V116H103ZM112 114H114L113 113V111H112ZM142 114V113H141ZM151 114V113H150ZM207 114V113H206ZM241 115L243 114V113H240ZM245 114V113H244ZM17 115V114H16ZM42 115V114H41ZM76 115L77 116H79L77 113H76ZM85 115V114H84ZM87 115V114H86ZM161 115V114H160ZM163 115V114H162ZM198 115H199V113H198ZM203 115V114H202ZM226 115V114H225ZM233 115V114H232ZM236 115V114H235ZM31 116V115H30ZM43 116H45V115H43ZM77 116H74V118L75 117H77ZM107 116H109V115H107ZM106 116V118H108ZM112 115H110L109 116V118L106 120V118H105V122H104V127H102L103 129L100 131V132H97V133H94V134H92V136H90V142H91V151H93V152H101L102 154H103V149L105 148V145H104V143L105 142H107V140L111 137V134H112V130L114 129L115 130V127L113 128V121H112V119L110 118ZM118 116V115H117ZM165 115H163V117H164ZM197 116V115H196ZM213 116V115H212ZM11 117H15L14 115L13 116H11ZM17 117V116H16ZM22 117V116H21ZM20 117V118H21ZM41 117V116H40ZM57 117V116H56ZM72 117H73V114H72ZM116 117V116H115ZM151 117V116H150ZM207 117V116H206ZM31 118H32V116H31ZM30 118V119H31ZM42 118L43 117H41V119H40V121L42 120ZM52 118H54V117H52ZM87 118H90V117H87ZM94 118V117H93ZM137 118V117H136ZM209 118H211V120H212V118H215L216 120L214 121L213 120V122L214 123H212L213 125H211V123H210V125L211 126H213L212 128H210V129H213L212 131L214 132V130H215V132L217 131V129H218V131L220 130V128H225L226 127V124H228V123H223V122H221V121H219V120H217V118L216 117H209ZM29 119V118H28ZM56 119H58V117L56 118ZM60 119V118H59ZM76 119V118H75ZM86 119V118H85ZM100 119V118H99ZM114 120L116 119V118H113ZM141 119H143V118H141ZM206 120H208V117L207 118H205ZM205 119H204V121H205ZM242 119V120H241ZM12 120V119H11ZM32 120V119H31ZM49 120V122H51L52 123V120L50 121V119H48ZM62 120V119H61ZM64 120V119H63ZM69 120H66V121H68L69 122ZM95 120H96V118H95ZM117 120V119H116ZM115 120V121H116ZM140 120V119H139ZM160 120V119H159ZM158 120V121H159ZM210 120V119H209ZM39 121V122H40ZM43 121V120H42ZM41 121V122H42ZM60 121V120H59ZM114 121V122H115ZM137 121V120H136ZM143 121V120H142ZM144 121H146V120H144ZM152 121V120H151ZM157 121V122H158ZM162 122H163V120H161ZM199 121V120H198ZM198 121L197 122H195V123H193V124H195V126H196V123H198ZM201 121H203V119L201 120ZM203 121V122H204ZM223 121V120H222ZM237 121V120H236ZM239 121V120H238ZM237 121V122H238ZM49 122H46V123H49ZM61 122V121H60ZM63 122V121H62ZM67 122V123H68ZM73 122L75 123L76 121L73 119ZM96 122V121H95ZM98 122V121H97ZM102 122V121H101ZM103 122H102V124H103ZM117 122V121H116ZM132 122V121H131ZM147 122V121H146ZM157 122H156V124H157ZM212 122V121H211ZM233 122H235V121H233ZM10 123H11V126H12V123H13V121L11 122L10 121ZM17 123V122H16ZM19 123H20V121H19ZM31 123V122H30ZM43 123H44V121H43ZM46 123H44V124H46ZM64 123V122H63ZM70 123V122H69ZM90 123H91V121H90ZM99 123H100V121H99ZM136 123V122H135ZM138 123V122H137ZM139 123H141V122H139ZM144 123V122H143ZM168 123V121L167 122H165V124L164 125H166ZM186 123V122H185ZM188 123V122H187ZM186 123V124H187ZM209 123H205V124H209ZM5 124V123H4ZM14 124V123H13ZM22 124V123H21ZM27 124V123H26ZM42 124V123H41ZM50 124V123H49ZM48 124V125H49ZM53 124H54V122H53ZM60 124V123H59ZM62 124V123H61ZM65 124V123H64ZM63 124V125H64ZM76 124V123H75ZM116 124H118V123H116ZM128 124H130V123H128ZM148 124L150 125L151 123H150V119H149V122H148ZM185 124V125H186ZM7 124H5V126H6ZM32 125V124H31ZM47 125V126H48ZM51 125V124H50ZM70 124H68V128H72V125H70ZM101 125V124H100ZM148 125V126H149ZM152 125V124H151ZM154 125V124H153ZM163 125V126H164ZM8 126V125H7ZM21 126V125H20ZM33 126H35V125H33ZM59 126V125H58ZM86 126V125H85ZM91 126V125H90ZM128 125L126 124V127H127ZM130 126V125H129ZM132 126V125H131ZM148 126H147V128H148ZM206 125H203V127H205ZM209 126V125H208ZM210 126V127H211ZM230 126V125H229ZM3 127V126H2ZM24 127H26V126H24ZM51 127V126H50ZM53 127V126H52ZM66 127V126H65ZM74 127V126H73ZM87 127V126H86ZM85 127V128H86ZM95 127V126H94ZM125 127V128H126ZM133 127V126H132ZM136 127H138V128H140L139 126H136ZM151 127V126H150ZM154 127V129H155V125L153 126ZM161 127V126H160ZM197 127H196V129H197ZM202 127V128H203ZM14 128V127H13ZM16 128V127H15ZM54 128H55V126H54ZM84 128V129H85ZM120 128V127H119ZM142 128V127H141ZM158 128V127H157ZM156 128V129H157ZM166 128V127H165ZM189 128V127H188ZM193 128V127H192ZM198 128V129H199ZM206 128V127H205ZM208 129H209V127H207ZM240 128V129H239ZM1 129V128H0ZM3 129V128H2ZM17 129H18V127H17ZM24 131H25V129L26 128H22ZM21 129V130H22ZM62 129V128H61ZM63 129H64V126H63ZM73 129V128H72ZM92 129V128H91ZM129 129V128H128ZM133 129V128H132ZM154 129H151L152 131L154 130ZM159 129V128H158ZM162 129V128H161ZM168 129V128H167ZM196 129L194 130V128H193V132H195L196 133ZM197 129V130H198ZM230 128H228V130H229ZM232 129V128H231ZM234 129V128H233ZM236 129V128H235ZM39 130H42L41 128L39 129ZM44 130V129H43ZM47 130H49V128L47 129ZM51 130V129H50ZM54 130H56V129H54ZM65 130V129H64ZM87 130H88V128H87ZM90 130V129H89ZM189 130V129H188ZM23 131V132H24ZM45 131V130H44ZM52 131V130H51ZM68 131V130H67ZM117 131H120V130H117ZM127 131V130H126ZM134 131H136L135 129H134ZM157 131V130H156ZM156 131H154V132H156ZM159 131V130H158ZM192 131V130H191ZM209 131V130H208ZM42 132V131H41ZM40 132V133H41ZM50 132V131H49ZM61 132H63L62 130H61ZM70 132H72V131H70ZM85 132V131H84ZM89 132V131H88ZM133 132V131H132ZM136 132H138V131H136ZM160 132V131H159ZM161 132H162V130H161ZM165 132V131H164ZM187 132V131H186ZM210 132H211V130H210ZM212 132V133H213ZM226 132V131H225ZM224 132V133H225ZM230 132V131H229ZM47 133H48V131H47ZM83 133V132H82ZM231 133V132H230ZM230 133H228L229 135H230ZM56 134V133H55ZM81 134V133H80ZM90 134V135H91ZM121 134V133H120ZM165 134V135H164ZM215 134V133H214ZM222 134V132L220 133V135ZM1 135V134H0ZM26 135H27V133H26ZM30 135V134H29ZM42 135H44L45 136V134H44V132H42ZM47 135H49V133L47 134ZM62 135H63V133H62ZM64 135H66V134H64ZM71 135V134H70ZM85 135H86V133H85ZM113 135H115L114 133H113ZM129 135H130V133H129ZM137 135V134H136ZM136 135H134L135 137H133V138H136ZM139 135V134H138ZM164 135V136H163ZM185 135V134H184ZM197 135V134H196ZM217 134H215V136H216ZM225 135V134H224ZM60 136V135H59ZM84 136V135H83ZM187 136V137H188ZM226 136V135H225ZM228 136V135H227ZM226 136V137H227ZM41 137H43V136H41ZM46 137H48V136H46ZM51 137V136H50ZM57 137V136H56ZM65 137V136H64ZM70 137V136H69ZM79 137H82L81 135L79 136ZM86 137V136H85ZM183 137H185V136H183ZM29 138V137H28ZM52 138V137H51ZM53 138H54V136H53ZM196 138H194V139H196ZM222 138V137H221ZM220 138V139H221ZM223 138H224V136H223ZM42 139V138H41ZM48 139V138H47ZM60 139V138H59ZM65 139H66V137H65ZM79 139H81V138H79ZM88 139H89V137H88ZM87 139V140H88ZM132 139V138H131ZM217 139H218V135H217V138H216V142H217ZM53 140V142H54V146L53 147H57V145L59 146H63V143H62V145H61V142L59 141V140H57L56 138L55 139H52ZM67 140V139H66ZM86 140V141H87ZM116 140V139H115ZM130 140V139H129ZM128 140V141H129ZM141 139H139V141H140ZM169 140H168V142H169ZM197 140V139H196ZM222 140H224L225 141V138L224 139H222ZM227 140V139H226ZM18 141V140H17ZM47 141V140H46ZM48 141H49V139H48ZM81 141V140H80ZM83 141V140H82ZM135 141V140H134ZM142 141V140H141ZM165 141V140H164ZM175 141H173V142H175ZM53 142H52V144H53ZM65 142V141H64ZM67 142V141H66ZM132 142V141H131ZM138 142V141H137ZM173 142H171V144H174ZM196 142V141H195ZM226 142V141H225ZM79 144L78 145H84V144H82V143H80V142H78ZM108 143V142H107ZM122 143V142H121ZM121 143H120V145H121ZM49 144V143H48ZM51 144V145H52ZM76 144H77V142H76ZM109 144H111V143H109ZM170 144V143H169ZM170 144V145H171ZM213 144H215V143H213ZM222 144H224V143H222ZM15 145V144H14ZM66 145V144H65ZM74 145V144H73ZM80 145V146H81ZM85 145H86V143H85ZM107 145V144H106ZM132 145H134L133 143H132ZM150 145V146H151ZM166 145V144H165ZM226 145V144H225ZM41 146H43V144L41 145L40 144V147ZM48 146V145H47ZM110 146V145H109ZM142 147H143V145H141ZM149 145H148V147H150ZM227 146V145H226ZM17 147V146H16ZM29 147V146H28ZM26 148V149H28V151L26 152V154H25V161L27 162V163H30L31 164V162L34 160V157H35V151L34 150H32V148L30 149V148ZM39 147V148H40ZM85 147V146H84ZM111 147V146H110ZM140 147V146H139ZM138 147V148H139ZM147 147V148H148ZM213 147V148H214ZM42 148H44V146L42 147ZM48 148H49V146H48ZM73 148V147H72ZM72 148H71V146H70V149L72 150ZM77 148V147H76ZM80 148V147H79ZM106 148H107V146H106ZM109 148V147H108ZM119 148H121V147H119ZM118 148V149H119ZM127 148H128V146H127ZM126 148V149H127ZM136 148V147H135ZM141 148V147H140ZM167 148V147H166ZM25 149V150H26ZM37 149V148H36ZM58 149H59V147H58ZM57 149V150H58ZM63 149H64V147H63ZM130 149H131V146H130ZM133 149V148H132ZM149 149V148H148ZM147 149V150H148ZM165 149V148H164ZM216 149V148H215ZM49 150V149H48ZM51 150V149H50ZM49 150V151H50ZM53 150H54V148H53ZM61 152H62V150H61V147H60V149H59ZM59 150H58V153H59ZM68 150H69V148H68ZM90 150V149H89ZM146 150V149H145ZM170 150H169V152H170ZM45 152H46V150H44ZM44 151H41L42 153L44 152ZM48 151V152H49ZM52 151V150H51ZM83 151H84V149H83ZM86 151V150H85ZM126 151V150H125ZM135 151V150H134ZM137 151H139V150H137ZM141 151V150H140ZM150 151V150H149ZM39 152V151H38ZM54 152H55V150H54ZM64 152V151H63ZM62 152V153H63ZM73 153H75V151L73 150L72 151ZM77 152V151H76ZM79 152H82V150L81 151H79ZM111 152V151H110ZM122 152V151H121ZM121 152H120V154H121ZM127 152V151H126ZM159 152V151H158ZM161 152V151H160ZM22 153V152H21ZM52 153V152H51ZM61 153V154H62ZM128 153V152H127ZM139 153V152H138ZM152 153V154H153ZM163 153V152H162ZM166 153H168V152H166ZM13 154V153H12ZM48 154V153H47ZM53 154V153H52ZM124 154H126V153H124ZM154 154V155H155ZM159 154V153H158ZM39 155V154H38ZM59 155V154H58ZM62 155H64V154H62ZM66 155V154H65ZM93 155H94V153H93ZM98 155V154H97ZM139 155V154H138ZM144 155H146V153L144 154ZM162 155V154H161ZM160 155V156H161ZM211 155H212V153H211ZM53 156V155H52ZM61 156V155H60ZM71 156V155H70ZM80 156V155H79ZM123 156V155H122ZM121 156V157H122ZM59 157V156H58ZM65 157V156H64ZM63 157V158H64ZM73 157V156H72ZM82 157V156H81ZM84 157V156H83ZM99 157H101V155H100V153H99ZM109 158H110V156H108ZM107 157V158H108ZM120 157V156H119ZM124 157V156H123ZM144 157V156H143ZM209 157V156H208ZM21 158H23V156L21 155ZM37 158H39V156L37 157ZM69 158V157H68ZM77 158H79V157H77ZM155 158V157H154ZM210 158V157H209ZM58 159V158H57ZM56 159V160H57ZM82 160H83V158H81ZM102 159V158H101ZM105 159V158H104ZM119 159H121V158H119ZM164 159V158H163ZM38 160V159H37ZM162 160V159H161ZM73 161V160H72ZM74 161H76V160H74ZM74 161H73V163H74ZM81 161V160H80ZM89 161V160H88ZM96 161V160H95ZM163 161V160H162ZM23 162H24V160H23ZM66 162V161H65ZM77 162V161H76ZM157 162V161H156ZM25 163V162H24ZM79 163V162H78ZM30 164H28V165H30ZM63 164H65V163H63ZM81 164V163H80ZM96 164V163H95ZM100 164V163H99ZM102 164H103V162H102ZM158 164V163H157ZM73 165V164H72ZM82 165H83V163H82ZM81 165V166H82ZM160 165V164H159ZM204 165H207V164H204ZM204 165H203V168H204ZM63 166V165H62ZM65 166V165H64ZM80 166V167H81ZM84 166V165H83ZM100 165H98V167H99ZM155 166V165H154ZM162 166V165H161ZM72 167V166H71ZM71 167H70V169H69V171H68V173L70 172L71 173V171L70 170H72L71 169ZM79 167V168H80ZM104 167V166H103ZM111 167H112V165H111ZM110 167V168H111ZM164 167V166H163ZM63 168V167H62ZM75 168V167H74ZM77 168V167H76ZM83 168V167H82ZM113 168V167H112ZM111 168V169H112ZM153 167L151 166V169H152ZM65 169V168H64ZM89 169V168H88ZM66 170V169H65ZM203 170V169H202ZM77 170H75V172H76ZM80 172V171H79ZM106 172V171H105ZM107 172H108V170H107ZM81 173V172H80ZM86 173H87V171H86ZM110 173V172H109ZM59 174H61V173H59ZM77 175H78V173H76ZM75 174V175H76ZM151 174V176H153ZM88 175V174H87ZM53 176V175H52ZM72 176L73 177H75L73 174H64L63 175V177L65 178V180H68V179H70L71 180V178H72ZM111 177H113V175H111ZM57 178H58V176H57ZM56 178V179H57ZM67 178V179H66ZM91 178V177H90ZM18 179V178H17ZM16 179V180H17ZM86 179V178H85ZM10 180V179H9ZM15 180V179H14ZM59 180V179H58ZM75 180V179H74ZM88 180V179H87ZM114 180V179H113ZM72 181H73V178H72ZM81 181V180H80ZM110 181H111V179H110ZM55 183L57 182L56 180L54 181ZM54 182H52V183H54ZM66 182V181H65ZM84 182V181H83ZM91 182V181H90ZM11 183V182H10ZM19 183V182H18ZM54 183V184H55ZM64 183V182H63ZM113 183V182H112ZM261 183H263V182H261ZM14 184V183H13ZM90 183H88V185H89ZM109 184V183H108ZM115 184V183H114ZM19 185V184H18ZM65 185V184H64ZM92 185V184H91ZM3 186V185H2ZM20 186V185H19ZM137 186V185H136ZM144 186H145V184H144ZM263 186V185H262ZM106 187V186H105ZM104 187V188H105ZM138 187H139V185H138ZM33 188V187H32ZM36 188H37V186H36ZM53 188H56V187H54L53 186ZM58 188V187H57ZM56 188V189H57ZM86 188V187H85ZM96 188V187H95ZM95 188L93 189V190H95ZM142 189H143V187H141ZM9 189V188H8ZM262 189H263V187H262ZM261 189V190H262ZM31 190V189H30ZM1 191V190H0ZM8 191V190H7ZM6 191V192H7ZM11 191V190H10ZM20 191V190H19ZM43 191V190H42ZM91 192H92V190H90ZM96 191V190H95ZM94 191V192H95ZM113 191V192H112ZM142 191V190H141ZM35 192V191H34ZM133 192H134V190H133ZM263 192V191H262ZM131 193V192H130ZM138 193V192H137ZM14 194V193H13ZM32 194H34V193H32ZM135 194V193H134ZM4 195V194H3ZM16 195V194H15ZM17 195H19V194H17ZM27 195V194H26ZM42 195V194H41ZM44 195V194H43ZM43 195H42V197H43ZM87 195V194H86ZM95 195V194H94ZM93 195V196H94ZM107 195V196H108ZM130 195V194H129ZM25 196V195H24ZM31 196V195H30ZM34 196V195H33ZM46 196V195H45ZM96 196V197H97ZM132 196V195H131ZM134 196V195H133ZM2 197V196H1ZM41 197V196H40ZM41 197V198H42ZM81 197V196H80ZM84 198L83 199H85V196H83ZM87 197H89V196H87ZM90 197H91V195H90ZM95 197V198H96ZM186 197V196H185ZM16 198V197H15ZM28 198V197H27ZM41 198H40V200H41ZM75 198H77V197H75ZM108 198V197H107ZM110 198V197H109ZM126 198H128V196L126 197ZM129 198H130V196H129ZM38 199V198H37ZM91 199L92 198H90V199H85L84 201H81L80 200V202L81 203H78L81 207H85V209L86 208H88L89 206H91L90 204H91ZM97 199V198H96ZM95 199V200H96ZM6 200V199H5ZM43 200H45V198H43ZM47 200V199H46ZM105 200H106V198H105ZM113 200H110L109 199V201H113ZM128 200V199H127ZM1 201V200H0ZM36 201V200H35ZM75 201V200H74ZM108 201V202H109ZM28 202H30V201H28ZM32 202H34V200L32 201ZM37 202V201H36ZM40 202V201H39ZM38 202V203H39ZM92 202H93V200H92ZM98 202V201H97ZM102 202V201H101ZM174 202V201H173ZM26 203H27V201H26ZM42 203H44V202H42ZM77 203H76V205H77ZM112 203V202H111ZM127 205H126V204ZM5 204V203H4ZM11 204H12V202H11ZM23 204V203H22ZM25 204V203H24ZM28 205L30 204V203H27ZM26 204V205H27ZM72 205H73V207H74V203L72 202L71 203ZM97 204V203H96ZM107 204H109V203H107ZM107 204H106V206H107ZM171 204V203H170ZM177 204V203H176ZM176 204H174V205H176ZM2 205V204H1ZM35 205V204H34ZM37 205H39V204H37ZM54 205V204H53ZM114 205V204H113ZM112 205V206H113ZM14 206V205H13ZM93 206H94V204H93ZM105 206V207H106ZM111 206V207H112ZM172 206V205H171ZM3 207V206H2ZM21 207V206H20ZM28 207V206H27ZM34 207V206H33ZM43 207V206H42ZM72 207V206H71ZM72 207V208H73ZM80 207V208H81ZM96 207V206H95ZM104 207V208H105ZM115 207V208H116ZM174 207V206H173ZM14 208V207H13ZM37 208H39V207H37L36 206V209ZM46 208V207H45ZM72 208H70L71 210H72ZM78 208H79V206H78ZM77 208V209H78ZM98 208V207H97ZM100 208H101V206H100ZM100 208H98V210L100 209ZM115 208H114V210H115ZM171 208V207H170ZM32 209V208H31ZM40 209H41V206H40ZM76 209V210H77ZM96 209V208H95ZM110 209H112V208H110ZM122 209V208H121ZM120 209V211H122L123 212V210H121ZM204 209H206L205 211H208V214L210 215V218H211V221H210V223L209 224H206V225H204V224H202L200 221H198V220H196L195 222H194V225H192L193 226V235H194V237H193V239L192 240H187L186 241V238L189 236L190 237V235L189 234H191V233H189V229L191 228V226L189 227L188 226V220L189 219H194V218H196V215L200 212V211H202V210H204ZM11 210H13V209H11ZM15 210V209H14ZM76 210L74 211V213H76ZM103 210V209H102ZM109 210V209H108ZM107 210V211H108ZM21 211V210H20ZM37 211V213L40 211H38V209L36 210ZM43 211H44V209H43ZM82 211V210H81ZM105 211V210H104ZM120 211H118L117 210V212L118 213H120ZM3 211H1V213H2ZM11 212V211H10ZM24 212V211H23ZM22 212V213H23ZM33 212V211H32ZM34 212H35V209H34ZM47 212V211H46ZM78 212V211H77ZM89 212V211H88ZM92 212H94V210L92 211ZM95 212H96V210H95ZM94 212V213H95ZM98 212V211H97ZM117 212H116V214L115 213H113L116 217L117 216H120V215H117ZM159 211H157V215L159 214L158 213ZM163 212V211H162ZM204 212V211H203ZM202 212V214L200 213V215H202V217H203V219L204 218H207V217H205L206 215H203L204 213ZM18 213V212H17ZM36 213V212H35ZM43 213V212H42ZM164 213V212H163ZM166 213V212H165ZM207 213V212H206ZM59 214V213H58ZM79 214V213H78ZM107 214V213H106ZM105 214V212H104V214H102L103 216L104 215H106ZM121 214V213H120ZM126 214V213H125ZM162 214V213H161ZM53 215V214H52ZM51 215V216H52ZM57 215V214H56ZM80 215V214H79ZM88 215V214H87ZM91 215V214H90ZM95 215H96V213H95ZM110 215V214H109ZM108 215V216H109ZM154 215V214H153ZM24 216H25V214H24ZM35 216V215H34ZM40 216V215H39ZM43 216V215H42ZM76 216V215H75ZM74 216V217H75ZM92 216H93V214H92ZM97 216V215H96ZM95 216V217H96ZM103 216H102V218H101V220L102 219H104V220H106V216L103 218ZM112 216V215H111ZM114 216V218L116 219V217ZM126 216V215H125ZM125 216H124V218H125ZM129 216V217H130ZM22 217V216H21ZM29 217V216H28ZM94 217V216H93ZM149 217H151V215H149ZM154 218H155V216H153ZM159 217H160V215H159ZM4 218V217H3ZM19 218V217H18ZM41 218V217H40ZM39 218V219H40ZM53 218H54V215H53ZM59 218V217H58ZM79 218V217H78ZM83 218V217H82ZM112 219H113V217H111ZM166 218V217H165ZM201 218V217H200ZM262 218V217H261ZM23 219V218H22ZM37 220H38V217L36 218ZM35 218L33 219L34 221L36 220ZM89 219V218H88ZM92 218H91V216H90V219L89 220H91ZM96 219V218H95ZM111 219V220H112ZM119 219V217H117V220ZM130 219H132V218H130ZM145 219H147V218H145ZM153 219V218H152ZM152 219H151V221H152ZM157 219H159V218H157ZM198 219V218H197ZM208 219H209V216H208ZM42 220V219H41ZM43 220H45V219H43ZM84 220V219H83ZM98 220H100V219H98ZM104 220H102V221H104ZM123 220V219H122ZM164 220V219H163ZM200 220H202V218L200 219ZM205 220V219H204ZM22 221H25L24 219L22 220ZM57 221V220H56ZM60 221V220H59ZM92 221V220H91ZM126 221V220H125ZM124 221V222H125ZM126 221V222H127ZM130 221H132V220H130ZM160 221V220H159ZM52 222H54L55 223V221H52ZM84 222H86V219H85V221ZM87 222H88V220H87ZM99 222V221H98ZM108 222H111L110 220H108ZM115 221H114V219H113V223H114ZM205 222V221H204ZM260 222H262V220H260ZM39 223H40V220H39ZM58 223V222H57ZM79 223V222H78ZM91 223H93V222H91ZM96 223V222H95ZM101 223V222H100ZM133 223H135V222H133ZM149 223V224H148ZM147 224L148 225H150V221L148 222ZM20 224V223H19ZM30 224V223H29ZM34 224H35V222H34ZM50 224V223H49ZM53 224V223H52ZM52 224L50 225V226H52ZM112 224V223H111ZM122 224V223H121ZM16 225V224H15ZM22 225H24V224H22ZM36 225H37V223H36ZM54 225V224H53ZM85 225V224H84ZM89 225V224H88ZM100 225V224H99ZM98 225V226H99ZM114 225V224H113ZM113 225H111L112 227H113ZM148 225H147V227L146 228H148ZM153 225H155V224H153ZM263 225H264V223H263ZM10 226V225H9ZM29 226H31V224L29 225ZM59 226V225H58ZM83 226V225H82ZM107 226V225H106ZM111 226H109V227H111ZM158 226V227H159ZM39 227V226H38ZM44 227V226H43ZM67 227H69V226H67ZM71 227V226H70ZM80 227V226H79ZM94 227V226H93ZM101 227V226H100ZM108 227V228H109ZM111 227V228H112ZM154 227V226H153ZM157 227V228H158ZM264 227V226H263ZM42 228V227H41ZM51 228V227H50ZM55 228V227H54ZM111 228H110V230H109V232L111 231ZM121 228V227H120ZM118 229V231H116V232H119V230H122V228L121 229ZM145 228V229H146ZM260 228H261V230H260ZM12 229V228H11ZM15 229V228H14ZM66 229V228H65ZM83 229V228H82ZM105 229V228H104ZM113 229V228H112ZM161 229V228H160ZM17 230H19V229H17ZM41 230V229H40ZM39 230V231H40ZM68 229H66V231H67ZM78 230V229H77ZM100 230V229H99ZM22 231V230H21ZM20 231V232H21ZM44 231H45V229H44ZM47 231V230H46ZM49 231V230H48ZM64 231V230H63ZM71 231V230H70ZM86 231V230H85ZM95 231V230H94ZM104 231V230H103ZM106 231V230H105ZM104 231V232H105ZM108 231V230H107ZM164 231V230H163ZM18 232V231H17ZM20 232H19V234H20ZM30 232V231H29ZM33 232V231H32ZM32 232H30L29 234H32ZM38 232V231H37ZM62 232V231H61ZM116 232H115V234H116ZM165 232V233H166ZM191 232V231H190ZM12 233V232H11ZM24 233V232H23ZM28 233V232H27ZM27 233H25L26 234V236H27ZM34 233V232H33ZM72 233V232H71ZM100 233V232H99ZM121 233V232H120ZM119 233V234H120ZM123 233V232H122ZM144 233V232H143ZM164 233V234H165ZM189 233V234H188ZM68 234V233H67ZM87 234V233H86ZM104 234V233H103ZM105 234H109L108 232L107 233H105ZM264 234V233H263ZM263 234H261L262 236H263ZM49 235V234H48ZM62 235V234H61ZM101 235H102V233H101ZM112 235H114V234H112ZM9 236H11V235H9ZM63 236V235H62ZM70 236V235H69ZM76 236H78V234L76 235ZM104 236V235H103ZM262 236H261V238H262ZM2 237V236H1ZM15 237H16V235H15ZM31 237V236H30ZM95 237H97L96 235H95ZM105 237V236H104ZM107 237V236H106ZM33 238V237H32ZM67 238V237H66ZM84 238V237H83ZM92 238V237H91ZM110 238V237H109ZM260 238V239H261ZM2 239V238H1ZM3 239H4V237H3ZM69 239V238H68ZM93 239V238H92ZM91 239V240H92ZM104 238H102L101 239V241L103 240ZM106 239V238H105ZM111 239H112V241H111V245H110V242L108 243L110 246H112L111 247V249H108V251H109V253L110 252H112V253H110L111 255H113L112 257H113V259H115V260H117L119 263H120V261H121V259H119L120 258V253L122 252H116V253H114L113 252V250L112 249H114L113 247L115 246V245H117V243L119 242V241H124V239H123V237L122 236H118L117 234L114 236V237H112L111 236ZM67 240V239H66ZM72 240V239H71ZM73 240H74V238H73ZM73 240H72V243H73ZM10 241H12L11 240V237H10ZM69 241V240H68ZM262 241V240H261ZM29 242H31V241H29ZM85 242V241H84ZM104 242V241H103ZM264 242V241H263ZM6 243V242H5ZM4 243V245H6L7 247H8V244H5ZM12 243V242H11ZM17 243H18V241H17ZM61 243H63V242H61ZM102 243V242H101ZM261 243V242H260ZM3 244V243H2ZM2 244H0V245H2ZM19 244V243H18ZM28 244V243H27ZM26 244V245H27ZM99 244V243H98ZM183 244V245H182ZM3 245V246H4ZM12 245V244H11ZM32 245V244H31ZM63 244H61V246H62ZM180 245H182V246H180ZM9 246H10V243H9ZM24 246V245H23ZM92 246H93V244H92ZM100 246V245H99ZM121 246V245H120ZM250 246V245H249ZM255 246V245H254ZM259 246V245H258ZM258 246H255V247H258ZM86 247V246H85ZM108 246H106V248H107ZM194 247V246H193ZM197 247V246H196ZM251 247H253V246H251ZM260 247H261V245H260ZM259 247V248H260ZM262 247H264L263 245H262ZM14 248V247H13ZM56 248V247H55ZM60 248V247H59ZM84 248V247H83ZM82 248V249H83ZM87 248H88V246H87ZM93 248V247H92ZM99 248V247H98ZM105 248V249H106ZM110 248V247H109ZM133 248V247H132ZM135 248V247H134ZM15 249V248H14ZM76 249V248H75ZM120 249V248H119ZM122 249H123V246H122ZM122 249H120V250H122ZM130 249V248H129ZM258 249V248H257ZM262 249V248H261ZM110 250H112V251H110ZM255 250V249H254ZM253 250V251H254ZM56 251V250H55ZM75 251V250H74ZM91 251H92V249H91ZM95 251H97V249L95 250ZM119 251V250H118ZM124 251V250H123ZM126 251L128 252V250L126 249ZM86 252V251H85ZM90 252V251H89ZM127 252H125V253H127ZM132 252V251H131ZM190 252V251H189ZM192 252V251H191ZM256 252V251H255ZM258 252V251H257ZM261 252H263V251H261ZM260 252V253H261ZM69 253V252H68ZM108 252H100V253H98V255H97V259H98V261H100V260H103L104 258H105V256H107L106 254H109ZM125 253H123L124 255H126ZM138 253V254H139ZM260 253H256V254H258L259 256H260ZM49 254V253H48ZM52 254V253H51ZM84 254V253H83ZM86 254V253H85ZM84 254V255H85ZM93 254H96V253H93ZM109 254V255H110ZM122 254V253H121ZM14 255V254H13ZM12 255V256H13ZM18 255V254H17ZM127 255H128V253H127ZM65 256V255H64ZM63 256V257H64ZM82 256V255H81ZM81 256H80V258H81ZM95 256V255H94ZM8 257H10V251L8 250V249H3L1 252H0V262H3L6 258H8ZM128 257H129V255H128ZM197 257V256H196ZM195 257V258H196ZM255 257V256H254ZM12 258V257H11ZM67 258V257H66ZM79 258V259H80ZM83 258V257H82ZM88 258V257H87ZM94 258V257H93ZM257 258H258V256H257ZM262 258L264 259V254L262 255ZM110 259V258H109ZM108 259V260H109ZM120 261H119V260ZM133 259H134V257H133ZM260 259V258H259ZM258 259V261L260 262V260ZM8 260V259H7ZM61 260H62V258H61ZM108 260H106V261H108ZM123 260V259H122ZM125 260H126V258H125ZM253 260H255V259H253ZM252 260V261H253ZM11 261V260H10ZM14 261V260H13ZM80 261V260H79ZM110 261V260H109ZM116 261V262H117ZM136 261V262H135ZM53 262V261H52ZM101 262V261H100ZM117 262V263H118ZM121 262H123V261H121ZM131 262V261H130ZM129 262V263H130ZM193 262H194V260H193ZM192 262V263H193ZM254 262V261H253ZM256 262V261H255ZM258 262V263H259ZM106 263V262H105ZM109 263V262H108ZM110 263H111V261H110ZM116 263V264H117ZM118 263V264H119ZM247 263V262H246ZM257 263V264H258ZM61 264H62V262H61ZM93 264V263H92ZM252 264V263H251ZM254 264V263H253Z\"/></svg>", "mask_w": 264, "mask_h": 264}]
</instances>
